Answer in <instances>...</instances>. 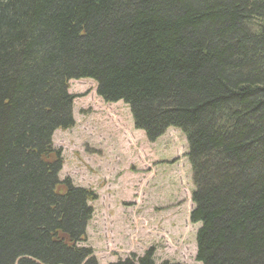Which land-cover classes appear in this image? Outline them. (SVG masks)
Wrapping results in <instances>:
<instances>
[{
  "label": "trees",
  "instance_id": "obj_1",
  "mask_svg": "<svg viewBox=\"0 0 264 264\" xmlns=\"http://www.w3.org/2000/svg\"><path fill=\"white\" fill-rule=\"evenodd\" d=\"M79 79L186 135L197 260L264 264V0H0V264H99L97 194L53 144ZM155 252L109 264H182Z\"/></svg>",
  "mask_w": 264,
  "mask_h": 264
},
{
  "label": "rangeland",
  "instance_id": "obj_2",
  "mask_svg": "<svg viewBox=\"0 0 264 264\" xmlns=\"http://www.w3.org/2000/svg\"><path fill=\"white\" fill-rule=\"evenodd\" d=\"M69 87L75 125L57 130L53 144L62 151L60 178L97 193L83 245L95 249L99 264L140 257L151 247L158 263L201 264L186 135L170 128L151 142L135 129L129 106L104 102L94 80Z\"/></svg>",
  "mask_w": 264,
  "mask_h": 264
},
{
  "label": "bare ground",
  "instance_id": "obj_3",
  "mask_svg": "<svg viewBox=\"0 0 264 264\" xmlns=\"http://www.w3.org/2000/svg\"><path fill=\"white\" fill-rule=\"evenodd\" d=\"M79 80H83V79H79ZM89 80H91V79H89ZM71 81H72V80H71ZM71 81H70V82H71ZM69 88H70V87H69ZM69 88H68V93H70ZM120 101H122V100H120ZM120 101H117V102H120ZM117 102H109V103H117ZM122 102H124V101H122ZM124 103H125V102H124ZM187 153H188V152H187ZM187 153H185V156H186ZM186 157H187V156H186ZM187 159H188V158H187Z\"/></svg>",
  "mask_w": 264,
  "mask_h": 264
},
{
  "label": "crops",
  "instance_id": "obj_4",
  "mask_svg": "<svg viewBox=\"0 0 264 264\" xmlns=\"http://www.w3.org/2000/svg\"><path fill=\"white\" fill-rule=\"evenodd\" d=\"M185 158V157H184Z\"/></svg>",
  "mask_w": 264,
  "mask_h": 264
}]
</instances>
